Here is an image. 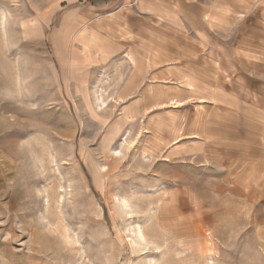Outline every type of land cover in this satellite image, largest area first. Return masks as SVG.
Returning <instances> with one entry per match:
<instances>
[{
	"label": "rangeland",
	"instance_id": "rangeland-1",
	"mask_svg": "<svg viewBox=\"0 0 264 264\" xmlns=\"http://www.w3.org/2000/svg\"><path fill=\"white\" fill-rule=\"evenodd\" d=\"M58 2L0 0V264H264V0H155L105 59Z\"/></svg>",
	"mask_w": 264,
	"mask_h": 264
},
{
	"label": "crops",
	"instance_id": "crops-1",
	"mask_svg": "<svg viewBox=\"0 0 264 264\" xmlns=\"http://www.w3.org/2000/svg\"><path fill=\"white\" fill-rule=\"evenodd\" d=\"M155 4V0H59L58 7H54L51 10L52 12L59 9L61 11L59 24L55 29L54 36L55 38H70V52L78 51L85 54L91 53L93 59H105L108 55L118 52H125L128 54L130 53L131 44H127L125 40L121 39L120 36L117 37L115 34L117 33L116 30L119 26V21H129V26L133 27V32L137 34V26H139L140 23L150 22L153 19L156 20V11L158 9ZM129 5H133L131 8L133 12L126 10V6ZM158 5L159 4H157V6ZM170 5L174 6L175 3L172 1ZM164 6L166 7L165 4ZM177 6H180V0H177ZM141 8L146 11L149 10V14H146V16L142 14L139 11ZM152 12H154V14ZM159 12H161V9H159ZM158 17L162 20L169 19L166 15H159ZM135 47H137V45H135L134 48ZM124 64L126 66L129 64L130 66V63L127 61H125ZM131 67L137 69V61L135 64H132ZM131 84L135 85L134 79ZM169 127V124L164 126L163 130L166 134L169 132ZM249 127L250 126H247V128ZM245 129H239V126H230L229 138H231V140H238L239 132L243 133ZM223 132L221 124L214 129V134H216L215 137L217 138H221ZM247 134L248 136H246V139L253 138L251 140H255L253 128L252 133L248 131ZM261 135L262 140H264V126L262 127ZM249 154H251L253 158H261V177L264 181V148H252Z\"/></svg>",
	"mask_w": 264,
	"mask_h": 264
},
{
	"label": "bare ground",
	"instance_id": "bare-ground-1",
	"mask_svg": "<svg viewBox=\"0 0 264 264\" xmlns=\"http://www.w3.org/2000/svg\"><path fill=\"white\" fill-rule=\"evenodd\" d=\"M126 206H128V205H126ZM139 234H140V238L143 239L144 238L143 234L141 232H139Z\"/></svg>",
	"mask_w": 264,
	"mask_h": 264
}]
</instances>
